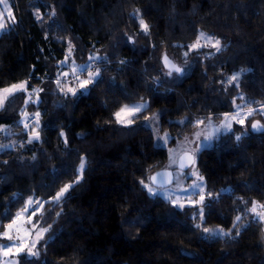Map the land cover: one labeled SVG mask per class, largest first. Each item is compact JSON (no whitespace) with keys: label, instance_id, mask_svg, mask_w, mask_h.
<instances>
[{"label":"trees","instance_id":"16d2710c","mask_svg":"<svg viewBox=\"0 0 264 264\" xmlns=\"http://www.w3.org/2000/svg\"><path fill=\"white\" fill-rule=\"evenodd\" d=\"M10 3L0 90L25 83L26 91L0 106V232L29 196L49 200L71 185L45 205L47 233L19 264H264V223L248 213L264 203V130H250L253 121L264 128V0ZM200 32L220 51L190 49ZM68 52L76 63L95 57L99 72L75 95L57 85ZM164 56L182 73L169 75ZM140 101L147 107L120 125L114 114ZM238 108L253 112L246 127L234 125L195 156L206 192L200 224L197 208L147 193L141 181L165 169L178 142ZM24 112L36 127L22 124Z\"/></svg>","mask_w":264,"mask_h":264},{"label":"rangeland","instance_id":"374dc122","mask_svg":"<svg viewBox=\"0 0 264 264\" xmlns=\"http://www.w3.org/2000/svg\"><path fill=\"white\" fill-rule=\"evenodd\" d=\"M5 4L7 5V7H5ZM9 11H11V13H12L11 17L8 16ZM0 14H2L4 16V19L2 22L4 23L5 27L7 26V24L9 25V24L13 23L14 16H13V11H12L10 0H4V3H0ZM4 28L0 29V34L3 32ZM200 33L198 34L197 39L200 36ZM204 34L208 37L213 38V42L215 40H217L213 36H211L210 34H207V33H204ZM197 39H196V41H197ZM196 41L194 43H196ZM192 45L190 46V49H193ZM200 45H201V47H199V48L207 47V48H211L212 50L216 51V49L213 48L211 45L207 44V42L204 39H200ZM220 49H221V44H220ZM91 58H95V57H91ZM94 61H95V59H89L87 62H84V63H76L75 61H73V59L71 57V53L68 52L66 54L63 62L61 63V65L65 68H63L61 70V72L57 78V81L58 80L60 81L59 84L57 83L58 87L64 93H68V94L73 93L72 91H69V89H72L74 91L83 89L80 87V82L88 79L90 73H96L98 71V69L94 65L95 64ZM82 66H88V67H87L86 71H84L83 73H80L79 69ZM74 69L77 71H74ZM171 80L172 81L176 80V76L173 75L171 77ZM23 91H26V84H25V90H23ZM35 91L37 92V90H35ZM17 92H20V91H17ZM17 92H15V93H17ZM34 99H35L34 94L28 93L27 102H32ZM135 104H145L147 106V103L143 102V101L129 104V106L135 105ZM238 111H239V116L236 119H232V116L235 113H237ZM238 111H236L234 113L226 114L225 116L222 117V119L219 122L210 121L207 125L201 127V129L199 128L200 130H199V132H197L196 135L190 136V138L188 140L178 142L170 150L168 163H167V166L165 167V169H168L169 171L172 172L173 183L170 186L164 187V188H156V187H153L151 184H148L153 189L154 192H157L159 194L158 195H152L145 188L147 193L151 196L160 197L161 199L169 202L170 205H172L176 209L197 208L199 211V222H198V224H200L203 221V217H204L203 206H204V203L206 202V192H205L204 179L199 174L195 165L191 166L187 170H181L177 166V160L181 154L187 153V152H190L196 156L197 151L200 148L208 145L211 142V140L213 138H216L218 135L229 132L233 128L234 125L238 126V127H246L245 125L247 123V120L252 116V115H248L249 111H251V110H249V109L244 110L242 108H238ZM252 114H253V112H252ZM226 116H227V119H226ZM245 117H247V118L245 119ZM132 118H133V116H129V115L125 114L123 116L124 121L131 120V123H119V124L123 125V126H130L132 124ZM241 119L244 120L243 124H241L239 122ZM30 120H31V122H29ZM36 123H37V117L35 115L28 114V113L24 112L23 117H22V124L25 127H29L31 125L36 127ZM225 123H230L231 128L228 129V128L223 127V124H225ZM33 132H35V129L33 130ZM206 136H210V139H205ZM78 172L81 173L79 168H78ZM193 185H200V187L194 188ZM201 195H203V197H204L203 202H201ZM30 198L33 201H38V202H40V204H43V207L41 208L40 204H33V207L39 208V211L37 212V214L35 216H33L31 218V222H28L26 219V217L28 215H30L31 210L28 213H23L25 219L18 222V224L20 226V231H16L15 229H13L11 232V235H12L11 240L6 239V238H0V240H1L0 246L20 245L23 242V243L27 244L29 247H31V245L33 243H35V247L32 248V251L35 253L37 252L36 248H37L38 244L40 243V241L44 238V236L47 233V231L43 232L42 238H40V239L37 238L36 233L40 232L41 229H47V228L42 227V225H40L41 215H42V213L44 211V207L47 203H49V202L55 203L56 201L54 200V198L49 199V200H45V199L37 198L35 196H29L26 199V202H25L24 206L22 207V209L16 213L14 218L17 216L18 213L22 212V210L24 209L26 203L29 201ZM255 204H256V211L255 212L252 211V208H253V204H252V206L248 210V213L252 217V219H256V220H259V221L264 223V219L261 218V216L264 215V207H261L262 205H264V203L255 202ZM181 205H183V206L181 207ZM201 213H202V215H201ZM9 223H11V222H9ZM33 224L36 225L34 230H32ZM25 229L32 231V234L26 235L25 231H24ZM210 230L211 231L207 232V233L204 231L205 234L210 235V236L223 237L227 233L226 231H224L221 228H212ZM4 231H5V226H4V229L0 233H3ZM218 231L220 232V234L217 235L216 233ZM34 256L35 255H29L27 248H25L23 251H21L17 254L16 248L13 247L11 253H9L8 255H5L3 251H0V264H19V260L21 257L31 258Z\"/></svg>","mask_w":264,"mask_h":264},{"label":"snow or ice","instance_id":"6c2138e0","mask_svg":"<svg viewBox=\"0 0 264 264\" xmlns=\"http://www.w3.org/2000/svg\"><path fill=\"white\" fill-rule=\"evenodd\" d=\"M0 3H4V0H0ZM5 7H7V5L5 4ZM8 16L11 17L12 13L11 11L8 12ZM4 19V16L2 14H0V29H3L5 27L4 23L2 22ZM14 19V18H13ZM140 25L141 28L143 29V31L145 32V34H147L148 32V25L145 24V22L143 20L140 21ZM200 39H204L207 44L211 45L213 48L216 49V51H220V41L219 40H215L213 42V38L206 36L203 32L200 33V36L198 37L196 43H194L192 45L193 49H198L199 47H201L200 45ZM185 55H187V52L185 53ZM90 59H95V58H90ZM165 60V67L169 68V75L171 74L172 71H175L176 73H181L182 69L175 66L174 64H172L167 56L164 57ZM88 66H82L79 69L80 73H83L84 71L87 70ZM74 71H77L74 69ZM99 76V72L97 71L96 73H90L89 74V78L86 80H83L80 82V87L84 88L89 84L94 83V81L97 79V77ZM239 79V75L236 74L232 77V81L235 82ZM57 83L59 84L60 81L58 80ZM25 90V83H20V84H13L11 87L8 88H4L2 90H0V106H2L4 104V101L11 95H13L15 92L17 91H23ZM69 91L73 92V95H75V91L72 89H69ZM147 106L145 104H135V105H125L124 107H122L118 112H116L115 118L117 120L118 123H131V120L128 121H124L123 116L125 114L129 115V116H133L136 117L138 113L142 112ZM38 115V114H37ZM248 115H252V112L249 111ZM239 116V111L237 113H235L232 116V119H236ZM247 117H245L246 119ZM227 119V116H226ZM241 124H243L244 120L241 119L239 121ZM203 123V121H198V124ZM223 127L230 129L231 128V124L230 123H225L223 124ZM252 128L255 130H264V128H262L259 124V122L253 123L252 124ZM61 135H63V133H61ZM36 139H38V134L35 135ZM205 139H210V136H206ZM240 137H237V140H239ZM165 140H167V136H165ZM29 142H31V139L29 140ZM188 160L194 163L193 158L189 155L187 156ZM185 165L182 163L181 167L183 168ZM85 167V163H84V159L81 158V164L79 166V170L83 171ZM171 175V174H169ZM157 177H152V181L153 183L156 182ZM202 179V178H201ZM141 183L143 184V186L149 191L150 194L152 195H158L159 193L154 192L153 189L146 183H144L143 181H141ZM71 187V185H65L59 192H57L56 196L54 197V200L56 202H59L65 195L66 192H68L69 188ZM194 188L196 187H200V185H193ZM204 197L203 195H201V202H203ZM33 204H40V202L38 201H33L31 198L29 199V201L26 203L24 209L22 210L21 213H18L17 216L11 221V223L5 225V231L3 233H0V238H6L11 240L12 239V235L11 232L13 229H15L16 231H20V226L18 224L19 221L24 220L25 217L23 215V213H28L30 210V215H28L26 217L28 222H31V218L33 216H35L37 214V212L39 211V208H34ZM183 205H181L182 207ZM40 207H43V204H40ZM261 207H264V205H262ZM252 211L255 212L256 211V204L255 202H253V208ZM202 215V213H201ZM262 219H264V215L261 216ZM237 220H239V217H237ZM36 227L35 224L32 225V230H34ZM197 227H200V225H197ZM26 235H31L32 231H29L27 229L24 230ZM47 229H41L40 232L36 233L37 238L40 239L42 238V234L43 232H46ZM204 231L210 232L211 230L208 228H204ZM217 235L220 234V232L218 231L216 233ZM15 247L17 254L21 251H23L25 248L28 249L29 255H37V253L32 251V248L35 247V243H33L31 245V247H29L27 244L25 243H21L20 245H6V246H0V251H3L5 255H8L9 253H11L12 248Z\"/></svg>","mask_w":264,"mask_h":264},{"label":"water","instance_id":"95a60500","mask_svg":"<svg viewBox=\"0 0 264 264\" xmlns=\"http://www.w3.org/2000/svg\"><path fill=\"white\" fill-rule=\"evenodd\" d=\"M165 57V56H164ZM164 57L162 58V66L163 68L169 72V68L168 67H165V60H164ZM169 60V59H168ZM172 64H174L171 60H169ZM175 65V64H174ZM177 66V65H175ZM178 67V66H177ZM171 73H176L175 71H172ZM182 73V72H181ZM181 73H177V74H181ZM256 122H259V121H253L250 125V130L253 134H260L263 132V130H255L252 128V124L253 123H256ZM260 124V122H259ZM260 126L262 127V125L260 124ZM263 128V127H262ZM191 156L194 160V163H195V155L190 153V152H187V153H183L179 156L178 160H177V166L179 169L181 170H187L188 168H190L191 166L194 165L193 162L189 161L187 156ZM184 164L185 166L182 168L181 167V164ZM171 174V175H169ZM152 177H157L156 179V182L153 183L152 181ZM149 182L150 184L153 186V187H156V188H164V187H168L170 186L172 183H173V175H172V172L169 171L168 169H163V170H160L156 173H154L150 179H149Z\"/></svg>","mask_w":264,"mask_h":264},{"label":"built area","instance_id":"2783aa9c","mask_svg":"<svg viewBox=\"0 0 264 264\" xmlns=\"http://www.w3.org/2000/svg\"><path fill=\"white\" fill-rule=\"evenodd\" d=\"M29 122H31V120Z\"/></svg>","mask_w":264,"mask_h":264}]
</instances>
